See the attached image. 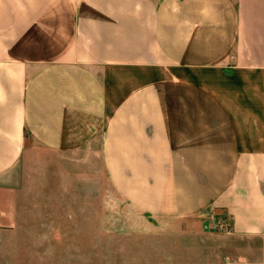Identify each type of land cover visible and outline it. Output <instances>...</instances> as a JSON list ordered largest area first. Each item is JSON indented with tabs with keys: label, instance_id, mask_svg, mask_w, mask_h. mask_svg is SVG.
I'll list each match as a JSON object with an SVG mask.
<instances>
[{
	"label": "crops",
	"instance_id": "crops-1",
	"mask_svg": "<svg viewBox=\"0 0 264 264\" xmlns=\"http://www.w3.org/2000/svg\"><path fill=\"white\" fill-rule=\"evenodd\" d=\"M89 173L264 259V0H0V237Z\"/></svg>",
	"mask_w": 264,
	"mask_h": 264
},
{
	"label": "rangeland",
	"instance_id": "rangeland-1",
	"mask_svg": "<svg viewBox=\"0 0 264 264\" xmlns=\"http://www.w3.org/2000/svg\"><path fill=\"white\" fill-rule=\"evenodd\" d=\"M65 183L49 179L45 209L18 235L0 237V264H264L260 241L231 235L214 209L202 229V215L138 213L98 173Z\"/></svg>",
	"mask_w": 264,
	"mask_h": 264
}]
</instances>
